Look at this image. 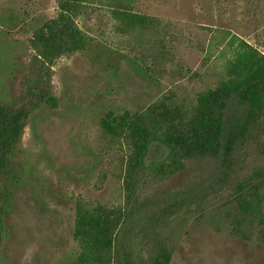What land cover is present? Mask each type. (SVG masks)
Returning a JSON list of instances; mask_svg holds the SVG:
<instances>
[{"label": "rangeland", "instance_id": "obj_1", "mask_svg": "<svg viewBox=\"0 0 264 264\" xmlns=\"http://www.w3.org/2000/svg\"><path fill=\"white\" fill-rule=\"evenodd\" d=\"M65 1L0 0V9L45 22L64 14L72 17ZM75 8V26L94 39L82 53L49 61L30 49V34L18 28L4 34L5 41L17 46L1 57L5 67L0 70V104L34 102L29 83L33 77L38 80L35 93L52 100L48 106L39 102L44 107L24 129L21 146L31 178L15 195L7 216L9 234L0 245V264H68L75 250V202H97L108 210L123 206L128 148L98 130L97 118L105 105L134 109L165 94L191 101L202 86L199 80L206 83L205 73L221 70L226 60L233 59L231 51L247 46L264 52V0H134L132 6L120 0H83ZM117 11L143 14L161 25L152 34H117L118 21L113 18ZM218 31L229 33V48L221 46ZM130 59L149 69L153 84L137 74ZM198 75L203 77L197 79ZM51 105L54 108L49 109ZM258 140L259 145L255 141L239 152V160L229 165L226 174L238 179L252 170L264 171V141ZM171 153L155 137L143 157L135 188L147 205L156 206L155 212L168 208L179 213L160 230L171 242H178L172 264H264L263 244L238 243L230 235L233 209L222 171L210 181V165L188 163L184 171L166 180L151 176L152 165L165 162ZM199 187L207 195H198L191 212L196 209V215L202 216L196 224H184L185 208L177 209L175 201L184 203L187 194ZM143 226L129 228L123 243L139 247L147 235ZM186 230L189 234L184 236Z\"/></svg>", "mask_w": 264, "mask_h": 264}, {"label": "trees", "instance_id": "obj_2", "mask_svg": "<svg viewBox=\"0 0 264 264\" xmlns=\"http://www.w3.org/2000/svg\"><path fill=\"white\" fill-rule=\"evenodd\" d=\"M82 1L64 2L65 8H72V17L64 14L45 22L25 13L0 9V70L5 67L2 55L17 46L16 42L5 41L4 34L15 28L30 34V49L49 61L87 51L94 39L75 26V7ZM120 1L131 6L134 2ZM113 18L118 21L116 33L122 35L156 33L161 25L155 18L126 11H117ZM228 35L227 31H218L217 38L226 49L230 47L226 42ZM230 54L233 59L226 60L221 70L205 73L209 76L206 83L200 79L203 76H197L202 86L191 101H179L165 94L134 109L105 105L106 109L97 118L98 130L128 148L122 186L124 203L119 209L108 210L97 202H75L72 228L75 250L70 253L68 264H172L178 242L174 244L167 235H161V231L179 213L168 208L155 212L156 206L147 205L135 188L139 170L143 169V157L155 137L172 153L165 162L152 165V177L166 180L184 171L188 163L198 167L210 165V181L222 171L226 176L224 182H229L226 193L230 195L233 209L228 225L230 235L236 237L238 243L251 241L264 245V171L252 170L238 179L226 174L229 165L239 160L241 150L255 141L259 145V138L264 141V52L246 46ZM221 55L224 57L225 53L222 51ZM129 61L137 74L153 84L148 68L137 64L136 59ZM33 78L29 83L32 95L36 96L32 98L34 102L21 106L0 104V245L9 234L6 220L14 197L31 178L29 162L21 146L24 129L44 107H40L39 102L48 106V101L52 100L35 93L39 91L36 89L38 80ZM204 189L199 187L187 194L184 203L175 201L177 209L185 208L181 214L184 224L195 223L202 216L196 215V209L191 212V207ZM141 223L146 224L141 228L147 231L144 241L137 248L126 246L124 234ZM190 226L194 230L195 225ZM188 234L187 230L183 232L184 236ZM253 237L256 239L252 241Z\"/></svg>", "mask_w": 264, "mask_h": 264}]
</instances>
